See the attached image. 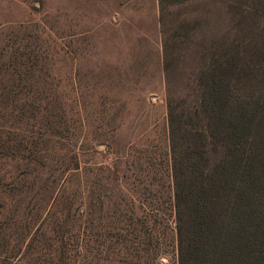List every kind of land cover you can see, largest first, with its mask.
Instances as JSON below:
<instances>
[{"label": "rangeland", "instance_id": "374dc122", "mask_svg": "<svg viewBox=\"0 0 264 264\" xmlns=\"http://www.w3.org/2000/svg\"><path fill=\"white\" fill-rule=\"evenodd\" d=\"M235 1L0 0V264H178L167 101L257 59Z\"/></svg>", "mask_w": 264, "mask_h": 264}, {"label": "trees", "instance_id": "16d2710c", "mask_svg": "<svg viewBox=\"0 0 264 264\" xmlns=\"http://www.w3.org/2000/svg\"><path fill=\"white\" fill-rule=\"evenodd\" d=\"M247 1L231 8L263 37L264 0ZM243 44L203 51L193 103L167 101L178 264H264V43L256 60Z\"/></svg>", "mask_w": 264, "mask_h": 264}]
</instances>
